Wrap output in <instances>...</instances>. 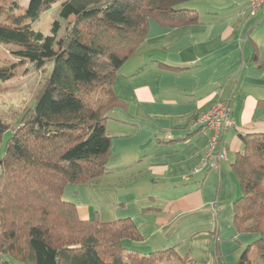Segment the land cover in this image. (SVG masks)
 Returning a JSON list of instances; mask_svg holds the SVG:
<instances>
[{
  "label": "trees",
  "instance_id": "1",
  "mask_svg": "<svg viewBox=\"0 0 264 264\" xmlns=\"http://www.w3.org/2000/svg\"><path fill=\"white\" fill-rule=\"evenodd\" d=\"M186 1L29 0L20 13L17 1L0 3V43L16 47L14 60L0 57V83L25 63L53 62L19 121L0 120V145L12 130L0 155L1 264H163L170 258L192 264L172 247L142 252L132 246L143 236L131 219H81L63 198L68 184L97 185L108 172L107 120L121 105L112 87L116 74L144 44L149 19L197 20L194 9L181 6ZM57 2L62 19L73 16L64 35L58 36V19L48 34L33 28ZM232 169L242 191L235 224L256 235L239 264H256L254 251L264 264V131L243 135Z\"/></svg>",
  "mask_w": 264,
  "mask_h": 264
},
{
  "label": "crops",
  "instance_id": "2",
  "mask_svg": "<svg viewBox=\"0 0 264 264\" xmlns=\"http://www.w3.org/2000/svg\"><path fill=\"white\" fill-rule=\"evenodd\" d=\"M248 2L187 0L195 22L149 19L112 85L121 105L107 120L108 172L64 189L81 219H131L143 236L131 245L142 252L172 247L192 264H239L256 235L234 221L242 191L232 162L243 135L264 131V5L250 16ZM219 100L235 119L218 143L226 158L195 172L211 131L192 121Z\"/></svg>",
  "mask_w": 264,
  "mask_h": 264
},
{
  "label": "rangeland",
  "instance_id": "3",
  "mask_svg": "<svg viewBox=\"0 0 264 264\" xmlns=\"http://www.w3.org/2000/svg\"><path fill=\"white\" fill-rule=\"evenodd\" d=\"M14 1H17V4L21 7L16 9L15 12L20 13L26 7L29 0H0V3L10 5ZM60 4V2H57L53 4L50 9L40 13L39 17L32 22V27L48 34L51 32L53 22L58 19L61 23L58 36L64 35L65 26L69 23V20H71L73 16H70L69 19L66 20L62 19L60 16ZM14 48L16 47L0 43V57L3 58V60L8 58L14 60V57L11 54ZM98 62L102 63L103 59H98ZM52 66L53 62H47L45 66L40 68L31 63H25L17 68L16 75L12 79L0 83V120L12 123L13 125L19 121L23 111L28 106L33 104L36 96L38 95V91L43 86ZM123 66L120 68L121 70L125 68V65ZM11 134L12 130L5 132L0 145V155L3 154L7 139ZM258 255L259 253L257 251H254L252 254V258L255 260L254 262L256 264H260L261 262ZM7 257L9 258L8 255H5V258ZM1 261L2 259H0V264ZM10 264L23 263L19 261H12ZM163 264L183 263L177 262L174 258H170Z\"/></svg>",
  "mask_w": 264,
  "mask_h": 264
},
{
  "label": "built area",
  "instance_id": "4",
  "mask_svg": "<svg viewBox=\"0 0 264 264\" xmlns=\"http://www.w3.org/2000/svg\"><path fill=\"white\" fill-rule=\"evenodd\" d=\"M263 5L264 0H249L247 13L250 16H255ZM234 125L235 119L232 115V109L226 100L215 102L193 119L192 127L198 132L211 131L207 154L203 162L193 171L197 172L208 167L216 166L219 160L226 158L225 151L218 149V143L223 132Z\"/></svg>",
  "mask_w": 264,
  "mask_h": 264
}]
</instances>
